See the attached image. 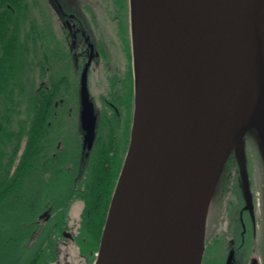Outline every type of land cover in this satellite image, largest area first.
Masks as SVG:
<instances>
[{
    "label": "trees",
    "instance_id": "1",
    "mask_svg": "<svg viewBox=\"0 0 264 264\" xmlns=\"http://www.w3.org/2000/svg\"><path fill=\"white\" fill-rule=\"evenodd\" d=\"M85 1L91 27L98 6L109 18L115 7L125 14L124 29L116 34L119 51L122 44L126 49L123 70L112 36L99 35L103 63L97 79L90 81L89 111L94 99L97 110L101 106L93 143L86 138L89 112L84 111L68 43L61 34H49L52 0H0V264L95 262L129 146L134 95L127 0ZM245 160L248 171L246 153ZM230 183L234 199L227 210L234 216L240 195L244 202L234 152L219 182L223 197L212 206L207 238L214 233ZM249 188L251 208L246 211L251 213L256 206L250 180ZM235 228L233 224L234 233Z\"/></svg>",
    "mask_w": 264,
    "mask_h": 264
},
{
    "label": "water",
    "instance_id": "2",
    "mask_svg": "<svg viewBox=\"0 0 264 264\" xmlns=\"http://www.w3.org/2000/svg\"><path fill=\"white\" fill-rule=\"evenodd\" d=\"M216 6L217 0H128L133 120L94 264H202L212 202L233 152L242 196L251 207L242 142L254 133L264 170L258 129L264 126V0H252L234 30L217 21ZM86 70L81 79L85 112ZM137 77L171 130L179 156L175 198L163 201L159 215L146 222L138 204L143 198L151 204L142 174L155 123L147 113L136 116ZM93 133L90 125V142Z\"/></svg>",
    "mask_w": 264,
    "mask_h": 264
},
{
    "label": "flooded vegetation",
    "instance_id": "3",
    "mask_svg": "<svg viewBox=\"0 0 264 264\" xmlns=\"http://www.w3.org/2000/svg\"><path fill=\"white\" fill-rule=\"evenodd\" d=\"M85 2V0H52V16L50 20L51 27H49V34H53L55 32L65 37V40L67 41L71 51L70 59L73 61V65L76 68V74L79 80L78 89L80 94L82 73L84 69H87L86 90L88 97L87 104L89 107V100L93 94L90 81L91 79H97L96 71L103 63L100 58L101 56L98 47V42L100 40L99 35L104 37L106 34L108 35L107 28H109V26L107 21L111 24H114L112 27L116 26V34H119V32H121V28L124 29L123 24L125 19L123 15L125 14L123 13L124 11H121L119 7H115V9L113 7L115 15H113V18H109L104 14V7L98 6L96 9V16H94V18H96V25L91 27L89 24V11L86 8H83ZM113 2L114 0H112V4ZM100 29H102V31H100ZM110 30L108 29V32H110ZM116 38L120 40V38ZM124 40L122 42H124ZM93 103V107L90 105L91 110L87 111V113L89 112V120L86 122L87 140V131L89 126L92 125L94 128L93 140L92 142L88 140L90 143L94 142L96 136V127L98 125L96 122L98 121L99 114L101 113V106L100 109L97 110L98 103H96L95 99ZM107 104H109L115 110V112L118 113L117 108L112 102H107ZM95 112H97V115ZM220 189V187L217 188L212 202L213 207L217 205V203H220V199L223 197V192L220 193ZM239 197L240 202L238 203L241 204V207L239 208L238 212L235 213L234 216L231 215L230 210L227 212L229 215H231L230 222L228 223V229L231 231L230 234H232V239L228 242L224 241L226 243V250L224 251L223 264H251L253 260L256 261L255 264H264V229L262 222L260 226L257 225V209L254 208V212L251 213L246 211L251 207L247 209L245 203H242L241 201V195ZM233 224L236 225L235 233L234 231L232 232ZM66 236L69 237V234ZM220 241L218 240L217 244L220 245Z\"/></svg>",
    "mask_w": 264,
    "mask_h": 264
},
{
    "label": "bare ground",
    "instance_id": "4",
    "mask_svg": "<svg viewBox=\"0 0 264 264\" xmlns=\"http://www.w3.org/2000/svg\"><path fill=\"white\" fill-rule=\"evenodd\" d=\"M226 1L229 0H217L216 10L219 17L221 15L222 18L220 19L216 16L215 18L217 21H221L224 26L234 30L240 25L242 19L247 16L246 10L249 8L252 0H230L229 2H231L232 6L226 3ZM227 8L231 14H228L229 17L226 16ZM233 20H235V22ZM231 21L233 23H230ZM243 48L244 46H242L237 53L240 54ZM146 91L144 80L138 78L137 97L139 100V107H137L136 116H139V112L141 115L147 113L155 123L153 147L149 154V160L144 164V171L142 174L148 186V197L151 204L149 205L145 198L138 204L139 209L144 208L143 217L145 222L153 216H156V213L159 215L160 209L164 207L163 205L160 207L163 201L168 200L165 203L167 204L169 199L175 198L176 191L174 190V181L179 160V156L174 147L172 132L152 109V102ZM142 102H145V105L142 106ZM136 129L137 125L134 130L135 133ZM258 129L264 143V126H259Z\"/></svg>",
    "mask_w": 264,
    "mask_h": 264
},
{
    "label": "rangeland",
    "instance_id": "5",
    "mask_svg": "<svg viewBox=\"0 0 264 264\" xmlns=\"http://www.w3.org/2000/svg\"><path fill=\"white\" fill-rule=\"evenodd\" d=\"M109 28H107V33L108 35L112 36L114 39L115 43V53L117 54V63L119 65V68L123 70V65L125 64L124 57L126 56V49L125 45L122 44L121 51L120 49V44L118 39L115 37L116 35V26H113L114 24H111L107 21ZM128 27H129V19H128ZM108 29L110 32H108ZM123 41V38H121V42ZM129 42H130V31H129ZM124 43V42H122ZM131 46V45H130ZM119 48V49H118ZM131 69H132V61H131ZM134 79H133V71H132V91L134 95ZM255 136L254 133L251 132L247 135L246 139H243V147H244V152L246 153L248 157L247 161V167L249 165V169L251 167V170L248 169L247 174L249 176V180L251 182V189L254 192L255 195V206L257 207V212H258V223L257 225L260 226L262 222V226H264V192H263V184H264V170L261 162V158L258 152V148L256 146L255 142ZM229 181H232V176L229 178ZM228 194L225 196L223 200V204L221 205V210L219 212V216L216 221L215 227L212 228L211 231L214 230L213 235L209 236L206 240V248L210 247V249L205 252L204 257H203V262L202 264H223V259H224V251L226 250V242L230 241L232 239V234L231 231L228 229V223L230 222V217L227 212V206L228 202L230 200L234 199V195L232 192V184L230 183L228 186ZM259 204V205H258ZM77 205V203H76ZM75 205L76 211L73 212L74 214H77L78 211V206ZM73 208V207H72ZM226 217V218H225ZM228 229V230H227ZM215 240H222L220 241L221 244H217L215 246H212L213 241ZM256 255V254H255ZM257 256V255H256Z\"/></svg>",
    "mask_w": 264,
    "mask_h": 264
}]
</instances>
